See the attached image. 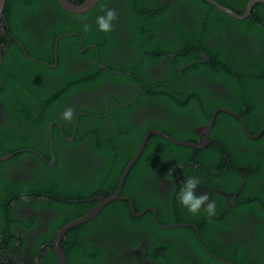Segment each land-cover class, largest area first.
Here are the masks:
<instances>
[{"label": "trees", "instance_id": "obj_1", "mask_svg": "<svg viewBox=\"0 0 264 264\" xmlns=\"http://www.w3.org/2000/svg\"><path fill=\"white\" fill-rule=\"evenodd\" d=\"M112 1L114 0H98L93 7L82 13L66 11L57 0L5 2V17L0 26V102L9 106L22 100L27 105L14 106L19 113L11 114V126L0 123V156L4 151L15 152L11 158L0 161V264H25L19 256L25 251L29 237L33 244L30 252L32 256L25 258L28 264H59L53 243L56 231L61 225L90 210L97 203L96 196H108L115 191L120 173L149 129L158 128L174 138L196 142L191 132L177 128L178 120L187 118L193 123L205 124L211 112L225 107L243 111L251 133L256 130L257 119H261L258 122L264 124V53L258 54L256 58H249V55L254 57V50L249 51L258 46L259 37L264 39V3L255 2L249 16L237 19L204 0H181L188 4L186 11L190 18V30L174 32V36L167 37L171 38L170 41L154 44L166 49L173 44L180 48L191 46L185 59L199 61L183 70L182 77L186 78L183 95L170 87L163 90L165 98L161 102L169 109L166 121L152 119L149 126L139 128V125L133 124L130 126L131 130L127 128L126 131H121L123 126L117 119H112L114 122L104 130L99 125H90V130L76 133L78 140L87 141L83 156H76L72 150H68V157H65L53 141L57 156L54 166L44 163L37 155L25 150L35 148L49 157L48 145L46 148L45 144L48 139L42 142L39 137H47V122L59 114L66 98L62 97L61 86L49 96L53 99L48 98L47 105L41 108L35 120H28V116H33V111L27 112L24 117L23 113L20 114L24 109L35 107L32 104L36 95L46 94L31 77L38 72L46 73L49 66L35 59L53 63L55 38L60 35L56 41L60 66L61 61L68 59L65 45H73L70 53L76 52L79 35L74 32H78L84 41L101 36L104 47H109L114 30L99 32L94 21L101 6ZM217 1L237 13H243L248 2ZM125 2L133 17L130 33L150 29L151 40L153 37L157 38L156 41L159 40V24L167 20L168 15L178 14L174 13L175 7L160 12L158 6L153 14L142 16L135 11L142 6V0ZM50 10L55 15V20L48 27L37 30L28 26L27 22L35 13L44 14ZM85 25H91V29L86 30ZM171 27L182 28L180 24ZM17 39L34 58L33 61L24 56ZM97 44L101 45L100 42ZM237 45L245 47L240 52ZM128 48L137 52L125 62L121 61L122 67L119 69L124 71L132 67L136 72L140 66L138 59L141 49L138 45ZM198 50L199 53L205 52L209 59L203 60V57L198 56ZM104 57L105 55L100 58L102 62L107 60ZM112 67L113 64H110V68ZM110 71V82L117 81L119 75L125 80L131 78L126 73L118 75ZM76 76L78 75L71 78ZM79 76L86 75L81 73ZM179 77L177 68L171 67L162 79L170 86L182 88ZM194 77L210 80L223 90L212 93L204 84L194 83ZM20 81L22 85L19 84ZM71 85L63 93L70 91L73 88ZM256 92L258 98L254 95ZM118 95L116 93L115 97ZM153 102L161 103L157 100ZM128 108L118 107L120 110ZM226 117V112H217L214 127H219L222 144L230 148V156L252 167L244 177V186L239 192V198L249 195L252 197L250 201L239 202L240 208L231 210L232 213L221 209L225 204L224 197L217 194L213 186L236 190L243 177L232 164L224 169L218 143L196 148L173 143L153 133L149 135L142 153L128 171L120 196L132 199L135 212L149 205L153 206L157 220H154L151 210L134 215L127 198L113 199L95 217L70 228L63 235L61 247L67 264H133L135 259L130 257L148 258L154 264H264V210L256 200L259 194L264 204V190L255 183V179H258V167L259 173H264V132L258 139L247 136L241 127L234 133H228L223 129ZM229 124L234 125L233 122ZM64 129L69 133L65 127ZM56 131L55 127L54 132ZM24 155L37 159L38 168L30 166L25 176L12 178L6 171L12 167L19 168ZM88 157H93V162L85 164ZM176 161L179 163L176 164ZM220 166L221 170L214 172ZM68 167L71 170L66 177L64 172ZM193 175L201 179V185L210 188L212 195L209 200L216 203L215 214L211 217L203 211V207L193 215L179 204L177 193L183 180ZM42 195L46 197L40 198ZM21 205L31 207L33 213H17L16 210ZM49 207L52 210L45 218L37 212ZM245 210H251L254 214L249 229L245 225L248 220L244 218ZM192 222L196 223L198 231L190 225ZM176 223L182 225H175ZM17 239V248H8V244ZM199 239L221 259L208 254ZM144 242L148 246L143 249Z\"/></svg>", "mask_w": 264, "mask_h": 264}, {"label": "flooded vegetation", "instance_id": "obj_2", "mask_svg": "<svg viewBox=\"0 0 264 264\" xmlns=\"http://www.w3.org/2000/svg\"><path fill=\"white\" fill-rule=\"evenodd\" d=\"M70 1L78 3L79 0ZM104 5L114 8L117 11V19L113 21L114 35L109 47H104L103 39L101 36H97L96 38L84 41L78 32H74L79 35L78 42L76 44V52L70 53V49L73 47V45H65V51L68 59H64V61H61L60 66L58 63L59 61L56 43V38L58 41V37H60V35L55 38L56 47L54 45L53 63H51L49 60L40 58L35 59V61L44 62L49 66V71H47L46 73L38 72L37 75H32L31 77L34 81L40 84L42 91L46 92V94L36 95L35 99H33L34 104H32L35 107L29 110L24 109L20 114L23 113L24 117L26 116L27 112L33 111V116H28V120H35V118L41 111V108L47 105L48 98L53 99L49 96L53 93V91L59 89V87L61 86H63L62 88H60L62 97H66L65 104L61 108L59 114H56L55 118H51L47 122V137H39V141L42 142H45V140L48 139L47 143L45 144L46 148L48 145L47 149L49 157L35 148L25 149L37 155L44 163L50 166H54L57 162V156L54 151L55 161L51 163L52 160L50 155V145H52L53 147V141L56 142L57 146L61 149V152L65 157H68V154L71 150L74 152L72 153L76 156H83L85 154L87 141L84 139L78 140L76 133H81L83 132V130H90L92 128L90 125H99L100 129L104 130L108 129L109 125L114 122V119H117L120 125L123 126L121 131H126L127 128L131 130L130 126L133 124L139 125V128L149 126L152 119H161L166 121V118L169 114V109L163 106V103L161 102V99L165 98L163 90L165 89V87H170L178 90L179 95H183L186 87V78L183 79L182 77L183 70H185L191 64L186 67L183 66L193 61H199L198 59H185L186 54L191 49V46L180 48L178 45L173 44L171 47H168L166 49L158 48V45L154 44L162 43L164 41H170L171 38L167 37L174 36V32L190 30V18L186 11L188 5L187 3L182 2L181 0H142V6L138 9H135L137 13L143 16L145 14H153L158 6L160 7V12H165V10L169 9V7H175L174 13L178 14L174 15L171 13L170 15H168L169 18L167 20H164L159 24L160 35L158 41H156L157 38L153 37L152 40L149 38L150 29H141V31L136 34L130 33L129 28L130 24L133 22V17L127 10L128 6L126 5L125 0H114L112 2H107ZM148 18L151 19L150 16H148ZM162 18L163 17L161 16L160 19ZM54 20L55 15L50 10L44 14L35 13L32 16L31 20H29L27 23L31 29L37 28V30H43L44 28L48 27ZM175 24H180L182 28L171 27ZM7 32L11 37H13L9 29H7ZM207 32L209 31L207 30ZM154 34L157 35L156 32ZM97 42H100L101 45L99 46ZM263 43L264 39L262 36H260L258 46L251 48V50L249 51L250 53L254 50V57L252 55H249V58H256L258 57V54L264 53V51L262 50V48H264ZM18 44L22 52L24 53V56L33 61L34 58L25 51V49L20 44V41H18ZM136 45H138L141 49L138 59L140 61V66L136 69V72L133 71V69L135 68L132 67L128 70L121 71L119 69L120 67H122L120 62H125L126 60L130 59L135 52H137V50L130 49L128 47H134ZM244 47L245 46L237 45V48L240 52ZM104 55V58L107 60L102 62L100 58ZM198 56L203 57V60H205V57L207 58V60L209 59L205 52L199 53ZM110 64H113L112 68H110ZM171 67L177 68V72L180 76V83L183 86L182 88L170 86L167 81L162 79V76L168 71V68ZM92 71L94 72V74ZM109 71L118 75L126 73L130 75L131 78L129 80H125L119 75L117 81L110 82ZM81 73L85 74L86 76H79V74ZM74 75H78L79 77L76 76L71 78ZM141 77L144 78L145 82ZM203 79L194 77L193 82L204 84V87H206L207 90L212 91V93H214L215 90L218 91L222 89L219 85L210 82V80L207 81ZM19 84L22 85L23 83L20 81ZM68 85H71V87L73 88H70V91H66L65 93H63ZM116 93L119 94L117 97H115ZM254 95L258 98V92H256ZM154 100L160 101L161 103L155 104L153 102ZM19 101L21 104L14 102L15 104L13 103L9 106L7 105V103H4L2 101L0 102V123L11 126V114L19 113L15 110L14 106L19 104L22 107H25V105H27L26 102H23L22 100ZM119 106H128L129 108L120 110L118 109ZM66 108H71L73 111L71 120H64L60 118V114ZM42 110L44 111V109ZM228 110L229 111L222 110L227 113L223 129L228 133H234L241 127L242 131L246 134L243 126L244 124L246 126L247 132H249L250 134H257L259 130L264 127V124L262 125L258 122L261 119H257L258 124L256 123V130L254 133H251L248 129V126L246 125L243 111L239 112L232 108H229ZM210 118L205 124L200 122L193 123L191 119L183 118L181 120H178L179 123L177 125V128L183 131L191 132L193 134V140H195V143L198 145L205 144L206 146L213 142L218 143L219 148L221 149V161L225 165L224 169L228 165L232 164L239 170L243 178L241 177L242 180L239 182L238 188L236 190H224L218 186H216V188L215 186H213L215 192L217 194H221L224 197L223 201L225 202V204H223L224 206L222 205L223 207L221 209L224 212L232 213L231 210L234 211L237 210V208H240V206L238 205L239 202L250 201V199L252 198H250L249 195H246L243 198H239V192L243 188L245 182L244 177H246L249 171L252 170V167L246 166L244 162L236 161L235 158H232L230 156V148L225 147L222 144V138L219 135V127H214V121L210 129L208 130V123ZM230 122H233L234 125H230ZM54 126L57 128L56 133L54 132ZM64 127L69 133L65 132ZM263 132L261 133V135L263 134ZM246 135L249 136L248 134ZM260 136L251 138L258 139ZM6 152L7 151H4V153ZM21 159L22 165L19 168L12 167L6 171V173H8L12 178L25 176V174L27 173V168H29L30 166H32L33 168H38L39 161L33 156L24 155ZM91 162H93V157H88L85 159V164H90ZM177 163L179 162L176 161V164ZM70 170L71 169L68 167L64 172V176H69ZM220 170L221 166L214 172ZM259 170L260 168L258 167V179H255V183L256 185H258V188L264 190V173H259ZM173 173L174 168L172 169V174ZM168 183L169 181L166 182V184ZM204 190L209 194V197H211L212 194H210V188L204 185H197L196 189H194V192L196 195H199L205 192ZM45 197L46 196L42 195V197L40 198ZM256 200L264 210V204L262 202L263 198L261 197V195L258 194ZM51 210L52 209L49 207L46 208V210L39 209L37 210V212L40 216L45 218ZM16 212L19 214L27 212L33 213L31 207L24 205L19 206ZM244 213L246 214L244 218L248 219L245 225L246 228L249 229L252 224L251 220H253L254 214L251 210H245ZM243 233H246V231H244ZM7 242L8 241H6V244ZM18 242V239L16 241H12L8 244V248H13L14 246L15 248H17L16 244H19ZM26 243L27 246L25 247V251L22 252L19 256V259L21 261H25V258H29L32 256V254L30 255V252L33 243L30 237L26 241ZM203 245L204 244L201 243L203 249L206 248L205 245ZM147 246L148 245L146 244V242L142 244L143 249L147 248ZM19 247L21 250V246ZM130 251L128 252V254L130 253ZM205 251H207L208 254L215 256V258H220L219 255L213 254L212 251L208 249ZM13 255H15V253H13ZM130 259H135L133 260V264H154L148 258L141 259L140 257H130Z\"/></svg>", "mask_w": 264, "mask_h": 264}, {"label": "water", "instance_id": "obj_3", "mask_svg": "<svg viewBox=\"0 0 264 264\" xmlns=\"http://www.w3.org/2000/svg\"><path fill=\"white\" fill-rule=\"evenodd\" d=\"M57 1L68 12L82 13V12H85L86 10L90 9L91 7H93L97 3L98 0H82L79 3H75V2H72L70 0H57ZM204 1L215 6L216 8L223 11L224 13H226L230 16L236 17V18H244V17L248 16L250 14L252 6L254 5L255 2H263L264 3V0H248L247 5H246V10L241 14V13H237V12L233 11L232 9L226 7L225 5L221 4L217 0H204ZM5 2H6V0H0V26H1V20L4 19V17H5V14H4ZM56 41H57V38H56ZM55 47H56V45H55ZM204 56H206V55H204ZM204 59L207 60L206 57ZM1 61H2V47H1V42H0V64H1ZM192 63H194V61L191 63H187L183 67H186ZM220 110L229 111L226 108L216 109L212 113L211 118L209 120L208 130L210 129V127L214 121V117H215L216 113ZM243 126H244V130L246 131V134H248L250 137L260 136L261 133L264 131V127H263L259 130V132L257 134H250L249 132H247L245 124ZM153 133L159 134V135L163 136L165 139H167L173 143H176V144L190 145V146H193L196 148H200V147L205 146V144H199L198 145L194 142H188V141L176 139L170 135L165 134L162 130L157 129V128H153V129L148 130L147 133L144 134V136H143L139 146L137 147L136 151L134 152L133 156L130 158V160L128 161V163L126 164L124 169L122 170V172L119 176L118 186L115 189V191L113 193L109 194L108 196H96L97 203L89 211H87L84 214H82L81 216H79L75 219H72V220L66 222L65 224L61 225L58 228V230L56 231L55 237L53 239V243H54V251H55V254H56V257L58 259L59 264H67V260H66L64 251L61 247V239H62L63 235L66 233V231H68L70 228H72V227H74V226H76V225H78L84 221H87V220L95 217L99 213V211L104 207V205L113 199L127 198L130 201L131 212L134 215H136V216L141 215L145 211L151 210L153 212L154 220H157L156 215H155V209L153 206H147L143 210L135 212L132 199L129 197H126V196H120V191H121V188L123 185V181H124L128 171L130 170V168L133 166L135 161L140 156L149 135H151ZM13 154H14V152L4 153V155L0 156V161L8 159ZM50 155H51V160H52L51 163H53L55 161V155H54V150H53L52 145H50ZM175 225H182V224L176 223ZM190 225H192L195 228V230L198 231L196 224L191 223ZM167 227H168V225H167Z\"/></svg>", "mask_w": 264, "mask_h": 264}, {"label": "clouds", "instance_id": "obj_4", "mask_svg": "<svg viewBox=\"0 0 264 264\" xmlns=\"http://www.w3.org/2000/svg\"><path fill=\"white\" fill-rule=\"evenodd\" d=\"M246 17H244V18H246ZM116 19H117L116 9L111 8V7H107V5H102L100 13L95 16V21H94L95 28L99 32H104V33L110 32V31H112V29L114 27L113 21H115ZM240 19H242V18H240ZM85 29L90 30L91 25H85ZM220 111H222V110H220ZM220 111H218V112H220ZM72 116H73V111L71 108H66L60 114V118H62L64 120H71ZM167 135H169V134H167ZM188 142H190V141H188ZM201 183H202L201 179L195 175L189 176L186 179H184L182 187L179 189V191L177 193L178 201H179V204L182 205L188 213L195 215V214L199 213L203 207V211L209 217H211L215 214V211H216L215 201L209 200V194L207 192H203L199 195H196L194 192V189H196L197 185H201Z\"/></svg>", "mask_w": 264, "mask_h": 264}, {"label": "rangeland", "instance_id": "obj_5", "mask_svg": "<svg viewBox=\"0 0 264 264\" xmlns=\"http://www.w3.org/2000/svg\"><path fill=\"white\" fill-rule=\"evenodd\" d=\"M25 264H28L26 261H24Z\"/></svg>", "mask_w": 264, "mask_h": 264}]
</instances>
